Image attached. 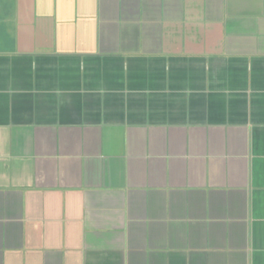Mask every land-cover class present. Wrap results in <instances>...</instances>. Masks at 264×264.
<instances>
[{"label":"crops","instance_id":"obj_1","mask_svg":"<svg viewBox=\"0 0 264 264\" xmlns=\"http://www.w3.org/2000/svg\"><path fill=\"white\" fill-rule=\"evenodd\" d=\"M0 264H264V0H0Z\"/></svg>","mask_w":264,"mask_h":264}]
</instances>
